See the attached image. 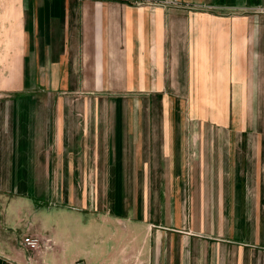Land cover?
<instances>
[{
  "label": "crops",
  "instance_id": "crops-1",
  "mask_svg": "<svg viewBox=\"0 0 264 264\" xmlns=\"http://www.w3.org/2000/svg\"><path fill=\"white\" fill-rule=\"evenodd\" d=\"M261 100L264 0H0V264H261Z\"/></svg>",
  "mask_w": 264,
  "mask_h": 264
},
{
  "label": "rangeland",
  "instance_id": "rangeland-1",
  "mask_svg": "<svg viewBox=\"0 0 264 264\" xmlns=\"http://www.w3.org/2000/svg\"><path fill=\"white\" fill-rule=\"evenodd\" d=\"M220 105L223 102H219ZM249 101L245 102H229V108L234 109L237 108H246L249 109L248 105ZM257 110H259V115L254 117L250 116L247 117L249 122V127H247V131L240 132V126L238 123L237 117L231 116L230 118V126L229 131L230 134L227 136V129L223 128L219 123L218 124H210L206 126L205 129H202L201 126L198 124V136L196 137L197 144H264V100L261 101H254L253 102ZM252 110L250 112L252 113ZM192 128V127H191ZM193 129V128H192ZM193 132L188 133L187 140L192 142L193 140ZM237 216V214H235ZM247 218H249L250 225L247 224L245 228H235L231 229L243 232L245 236L243 237L247 243H252V245L245 246V252L254 253L259 255L261 259V264H264V212L260 214H254L252 212L246 213ZM259 222V226L257 227L254 221ZM254 224V226H253ZM258 224V223H257ZM179 236H182L184 233L176 232ZM156 235V234H155ZM154 236V235H153ZM166 236H171L170 233H166ZM173 236H177L176 234ZM256 241V243H254Z\"/></svg>",
  "mask_w": 264,
  "mask_h": 264
},
{
  "label": "built area",
  "instance_id": "built-area-1",
  "mask_svg": "<svg viewBox=\"0 0 264 264\" xmlns=\"http://www.w3.org/2000/svg\"><path fill=\"white\" fill-rule=\"evenodd\" d=\"M47 242H49V240H46V243H45L40 237H37V236H29L24 239V244L27 247L34 248V249H40L42 246H47ZM69 264H86V263L83 260H76Z\"/></svg>",
  "mask_w": 264,
  "mask_h": 264
}]
</instances>
